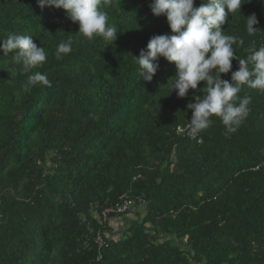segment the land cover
I'll list each match as a JSON object with an SVG mask.
<instances>
[{
  "label": "trees",
  "instance_id": "trees-1",
  "mask_svg": "<svg viewBox=\"0 0 264 264\" xmlns=\"http://www.w3.org/2000/svg\"><path fill=\"white\" fill-rule=\"evenodd\" d=\"M103 2L120 31L111 45L80 35L61 9L0 0V39L31 35L48 54L23 72L0 52V264H264V91L242 87L252 102L235 133L215 116L195 139L179 133L203 82L178 98L163 58L141 79L130 55L171 34L166 19L150 0ZM244 2L222 26L243 39L241 58L264 44V0ZM253 13L261 31L249 35ZM68 35L72 52L57 59ZM237 70L234 59L221 78ZM35 71L51 86L24 91ZM122 194L138 200L133 219L96 260L93 237L110 224L97 215Z\"/></svg>",
  "mask_w": 264,
  "mask_h": 264
},
{
  "label": "clouds",
  "instance_id": "clouds-1",
  "mask_svg": "<svg viewBox=\"0 0 264 264\" xmlns=\"http://www.w3.org/2000/svg\"><path fill=\"white\" fill-rule=\"evenodd\" d=\"M36 3L41 9L63 10L78 25V33L87 39L100 37L106 45H111L120 32L109 23L107 11L102 10V0H36ZM243 3L244 0H201L195 7L194 0H150L151 14L163 16L171 34L151 37L138 56H130L145 82H150L156 74L160 58L174 64L175 75L169 79L170 93L175 91L178 98H184L203 82L201 94L194 97V103L186 105L192 113L189 126L193 132L209 128L211 117L215 116L224 125L225 134L235 133L247 119L252 102L250 96H239L242 87L264 91V44L258 48L253 44L247 57H238L235 46H243V39L226 34L222 28L229 15L240 14ZM110 4L111 0H104L103 7ZM243 19L249 35L261 31L255 27L258 20L254 13ZM66 37L57 46V59L72 52V36ZM0 52L13 53L12 61L23 72L42 67L48 55L31 35L12 32L0 39ZM234 59L238 61V70L232 72L230 80L222 79V74L231 71ZM36 86H51L46 73L35 71L29 75L24 91Z\"/></svg>",
  "mask_w": 264,
  "mask_h": 264
},
{
  "label": "built area",
  "instance_id": "built-area-1",
  "mask_svg": "<svg viewBox=\"0 0 264 264\" xmlns=\"http://www.w3.org/2000/svg\"><path fill=\"white\" fill-rule=\"evenodd\" d=\"M179 133H184L185 136L195 139L197 137V132H193L190 128V126H186L185 128L178 130ZM199 143V140H197ZM258 167H256L254 170H257ZM136 201L134 199L128 198L125 194H122L118 202L114 204L113 206H110L106 209H103L99 212L97 215V219L99 220L100 225L104 226L108 224L111 219L109 217H116L122 216V215H131L135 211L136 207ZM138 203V202H137ZM108 232H100L97 231L95 236L93 237V245L97 249V258L96 260L101 259V251L105 250L107 248V243L105 241L107 237Z\"/></svg>",
  "mask_w": 264,
  "mask_h": 264
},
{
  "label": "crops",
  "instance_id": "crops-1",
  "mask_svg": "<svg viewBox=\"0 0 264 264\" xmlns=\"http://www.w3.org/2000/svg\"><path fill=\"white\" fill-rule=\"evenodd\" d=\"M129 217H131V218H129ZM122 219L124 220V222L126 221V220H128V223H127V225L128 224H130V222H131V220H132V216L130 215V216H126V217H124V218H116V219H111V221H110V224H109V231H108V233L110 232V234H111V231H113V230H115L116 228H118L119 227V225H121V221H122ZM130 220V221H129ZM113 223L114 224H116L117 225V227L114 225L113 226ZM113 234H115V233H112L111 235L112 236H114ZM116 236V238L118 237V234L117 235H115Z\"/></svg>",
  "mask_w": 264,
  "mask_h": 264
},
{
  "label": "rangeland",
  "instance_id": "rangeland-1",
  "mask_svg": "<svg viewBox=\"0 0 264 264\" xmlns=\"http://www.w3.org/2000/svg\"><path fill=\"white\" fill-rule=\"evenodd\" d=\"M126 216H130V215H125L124 217H126ZM124 217H123V218H124ZM129 218H131V217H129ZM115 219H116V218H115ZM132 219H133V218H132ZM129 221H130V220H129ZM120 223H121V225H119L118 228H116L115 230L111 231V234H112V233H115V234H113L114 236H112V235L110 234V232H109V233L107 234V237L112 238V239H116V236H115V235L118 234V237H119L120 235H122L121 231H122L123 229L126 228L127 223H128V220H126V221L124 222V220L122 219V221H121ZM114 225L117 227V225L113 223V226H114ZM118 237H117V238H118Z\"/></svg>",
  "mask_w": 264,
  "mask_h": 264
}]
</instances>
